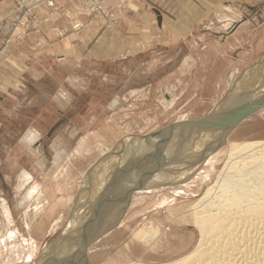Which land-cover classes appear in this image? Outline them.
Wrapping results in <instances>:
<instances>
[{"label":"rangeland","instance_id":"1","mask_svg":"<svg viewBox=\"0 0 264 264\" xmlns=\"http://www.w3.org/2000/svg\"><path fill=\"white\" fill-rule=\"evenodd\" d=\"M50 1L14 0L0 62L13 37L41 30L40 11L63 13L69 0ZM135 1L154 10L140 13L129 43L104 45L105 59L44 54L42 66L28 68L19 84L5 71L13 80L7 84L21 91L0 92L10 115L0 131V264H58L66 253L80 254L79 239L102 228V210L106 232L89 246L88 264L176 261L198 244L193 206L226 165L230 145L264 140V108L225 129L202 126L196 138L199 129L188 127L243 99L237 93L264 89V54L220 60L222 45L214 42L244 21L257 30L245 35H264V0H120L114 9L107 0H81L80 6L113 33ZM151 17L166 21V30L152 27ZM230 62L224 90L213 91ZM157 153L166 158L146 187L102 209L108 197L137 184ZM80 255L74 264H87Z\"/></svg>","mask_w":264,"mask_h":264},{"label":"bare ground","instance_id":"2","mask_svg":"<svg viewBox=\"0 0 264 264\" xmlns=\"http://www.w3.org/2000/svg\"><path fill=\"white\" fill-rule=\"evenodd\" d=\"M263 90L258 88L259 93L247 92V95L237 93L243 99H236L224 109V112L254 105L257 99L264 98ZM251 95L252 98H247ZM256 95L258 96L254 98ZM231 96L234 97V94ZM188 125V127H196L195 129L215 126L206 120L192 121ZM201 131V129L194 130L193 137L196 138L194 135ZM149 150V154L156 151L155 148ZM228 151L226 165L222 167L213 183L205 188L193 206L191 219L199 231L196 248L176 261L160 264H264V140L235 143L230 145ZM138 154L141 156L140 153ZM215 154L214 156L208 154L207 157H211V161L215 160L217 157ZM156 157L157 155L154 158ZM135 160L137 159L132 162ZM157 161L158 157L151 162ZM121 182L123 183V180ZM80 244L78 243V246ZM83 248L82 245L81 253L88 264ZM80 254L71 256L62 264L76 263L81 257Z\"/></svg>","mask_w":264,"mask_h":264},{"label":"crops","instance_id":"3","mask_svg":"<svg viewBox=\"0 0 264 264\" xmlns=\"http://www.w3.org/2000/svg\"><path fill=\"white\" fill-rule=\"evenodd\" d=\"M120 0H107V3L113 9L117 6ZM81 0H69L65 5L63 13H54L51 10L40 11L42 17L46 21L39 32L29 33L28 35L13 37L9 48L4 52L0 62V92L21 91L20 85H15L11 89V85L7 84V76L5 71L8 70V75L11 79H15L14 83H21V79L26 75L27 69L41 67L43 56L49 55L48 58H58L66 56L64 59L80 60L84 58L98 57L105 59L106 50L103 47L107 43L120 45L130 42L137 30V21L140 13L144 9L150 7L143 1H135L127 9L126 20L122 21L120 26L114 28L113 33L103 31L101 26L95 19L81 11ZM15 8L14 0H0V38L6 36L10 32L12 22V13ZM154 10V7H150ZM149 13V11H147ZM159 16V15H158ZM151 26L155 23L159 29L166 30L168 23L163 22L154 17L149 18ZM81 24L80 28H74V25ZM229 27L226 28L228 30ZM257 30H253L250 21H244L228 34L224 30V34L217 37L214 41L216 44L222 45L218 52L219 59L234 61L235 57H241L240 53H251L254 59L264 54V35L253 37L245 35ZM111 34V35H110ZM102 45L100 48L99 46ZM225 45V46H223ZM116 47V46H115ZM112 47V48H115ZM98 48V55H93L92 50ZM212 52L213 51V47ZM45 51V53H44ZM86 55V56H85ZM2 67V68H1ZM234 62H230L226 69L221 73L222 79L220 86L212 88L213 91H223L225 78L232 74ZM17 76V78L15 77ZM13 81V80H9ZM3 102L0 103V131L8 122L10 115H4ZM30 136L37 139L38 135L35 132Z\"/></svg>","mask_w":264,"mask_h":264},{"label":"water","instance_id":"4","mask_svg":"<svg viewBox=\"0 0 264 264\" xmlns=\"http://www.w3.org/2000/svg\"><path fill=\"white\" fill-rule=\"evenodd\" d=\"M262 108H264V98H262L258 102H255L254 105H252V106H247L246 108L243 107V108L236 110V111H233V109L229 110V111H225V112H219V113L217 111H215L214 113H211L210 115H207L206 117L199 119V120H206V121L212 122L213 124L217 125L218 128L225 129L224 128L225 123L230 125V126H233L236 123L243 121L246 117L250 116L251 114H253L254 112H256ZM186 121H188V120L176 122L174 125L170 126L169 129L176 127L179 124L184 123ZM163 132H164L163 130L158 131L157 133L154 134V137L160 139L162 137ZM157 157H158L157 162H151L147 167H145V172L143 173V176L140 178V180L137 182L136 185H134L133 187L121 189L116 194L112 195L111 197H108L101 204V208L102 207L104 208L106 205H111L112 203L114 204V203L118 202L123 194H127L129 199H131L132 194L135 191L144 189L146 187V185L148 184V182L152 179V176L154 175V173L158 169H160L162 167V165L164 164V161L166 158L164 156V154L157 153ZM107 217H108V215L106 214V212L104 214L103 210H102V212L100 213V216H99V219H100L101 224H102V228L100 229V231H98V233L92 237H87L86 235H84L79 239L80 243L84 246L83 250H84V253L86 254L87 260H89V255H88L89 246L94 241L99 239L102 235H104V233L106 232ZM71 256H72V253L66 255V257H64L59 262V264H62L64 262L68 261Z\"/></svg>","mask_w":264,"mask_h":264},{"label":"built area","instance_id":"5","mask_svg":"<svg viewBox=\"0 0 264 264\" xmlns=\"http://www.w3.org/2000/svg\"><path fill=\"white\" fill-rule=\"evenodd\" d=\"M50 2L52 3V0Z\"/></svg>","mask_w":264,"mask_h":264}]
</instances>
